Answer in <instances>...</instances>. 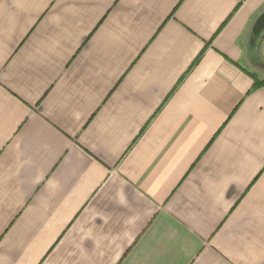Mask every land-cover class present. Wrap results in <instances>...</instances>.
<instances>
[{"label": "crops", "instance_id": "crops-1", "mask_svg": "<svg viewBox=\"0 0 264 264\" xmlns=\"http://www.w3.org/2000/svg\"><path fill=\"white\" fill-rule=\"evenodd\" d=\"M264 0H0V264H264Z\"/></svg>", "mask_w": 264, "mask_h": 264}, {"label": "trees", "instance_id": "trees-1", "mask_svg": "<svg viewBox=\"0 0 264 264\" xmlns=\"http://www.w3.org/2000/svg\"><path fill=\"white\" fill-rule=\"evenodd\" d=\"M250 75H252V76L255 78V80H256V86H260V85L264 84V81L259 80V79L257 78L256 73H250Z\"/></svg>", "mask_w": 264, "mask_h": 264}]
</instances>
